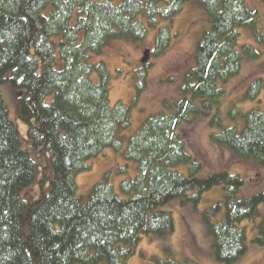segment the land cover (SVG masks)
Returning <instances> with one entry per match:
<instances>
[{
    "label": "trees",
    "instance_id": "1",
    "mask_svg": "<svg viewBox=\"0 0 264 264\" xmlns=\"http://www.w3.org/2000/svg\"><path fill=\"white\" fill-rule=\"evenodd\" d=\"M187 1L212 22L184 74L186 96L164 99L158 113L127 135L150 64L140 61L133 70L134 97L111 104L105 63L92 64L89 58L112 37L141 47L149 27L157 29L145 50L149 57L159 56L171 42V19ZM258 17L244 0H0V85L8 83L16 94L17 117L26 125L22 140L0 94V264H127L142 236L174 231L173 216L160 210L163 205L180 199L196 208L202 194L216 186L223 198L202 217L215 259L238 261L247 249L240 223L260 215L264 191L239 198L243 179L226 171L199 178L202 166L186 152L178 129L218 106L224 89L217 82L236 75L243 57L258 56L250 44L241 51L235 47L242 26H252L264 44ZM160 20L169 23L158 26ZM261 81L250 83L246 97H257ZM229 114L243 119L242 129L222 127L210 133L211 140L264 167V111L233 107ZM214 123L220 124L215 114ZM107 148L135 166V174L118 184L128 197L106 180L93 184L88 195H78L76 175ZM181 162L188 164L187 173L175 170ZM32 184L38 196L23 198ZM223 210V218L215 221ZM255 241L264 243V223ZM152 262L201 264L172 256L152 257Z\"/></svg>",
    "mask_w": 264,
    "mask_h": 264
},
{
    "label": "rangeland",
    "instance_id": "2",
    "mask_svg": "<svg viewBox=\"0 0 264 264\" xmlns=\"http://www.w3.org/2000/svg\"><path fill=\"white\" fill-rule=\"evenodd\" d=\"M244 1L249 9L259 12L256 27L264 33V2ZM171 20L172 38L169 47L157 57H148L145 62L150 64L145 73L146 86L134 105L127 135L133 134L147 117L158 113L164 99L175 102L186 96L181 89L184 74L194 64L198 41L203 32L210 28L212 21L193 1L185 2L183 8ZM166 22L160 20L158 26ZM156 29L157 27L148 28L141 47L129 38L112 37L101 47L99 53L92 54L89 58L92 64L99 61L105 63L109 73L111 104L118 100L128 102L136 94L132 80L133 70L138 69L144 50L152 47ZM238 32L236 49L241 51L244 44H250L257 50L258 56L253 59L243 57L236 75L226 81L217 82V85L224 89L220 94L218 106L214 105L210 111L182 124L178 132L185 142L186 152L202 166L197 172L199 178H205L216 171L239 174L243 179V185L238 197L249 198L264 191V167L254 159L242 158L217 145L210 138V133H219L222 127L236 126L238 130L242 129L243 119L240 116L232 117L229 114L231 108L264 111V44L254 36L252 26H242L238 28ZM256 79L262 80L260 91L257 97L250 99L246 97V92L250 83ZM0 94L8 110L9 119L16 123L20 138L25 140L26 125L17 117L16 94L11 91L8 83L0 85ZM214 114L219 117L220 124H210ZM90 164V169L76 175L78 195H88L93 184L106 180L113 184L121 197H128L119 191L118 184L124 177H132L135 174L133 162L124 160L114 150L107 148L102 154L92 158ZM125 165H127L125 171L118 169ZM187 165L186 162H181L175 170L187 173ZM106 173L108 174L104 179ZM38 194V188L32 184L23 190L22 197L34 198ZM222 198L223 190L216 186L202 194L196 208L190 203L182 204L180 199L163 205L160 210L169 211L173 216L174 231L163 237L142 236L136 252L127 260V264H153L152 257L165 256H172L179 262L198 259L201 264H224L214 257L212 238L202 217L203 210ZM259 213L254 220L240 223L245 229L247 249L233 264H264V243L259 244L255 241L258 226L264 223V202L259 205ZM223 214L224 210L214 220H220Z\"/></svg>",
    "mask_w": 264,
    "mask_h": 264
},
{
    "label": "water",
    "instance_id": "3",
    "mask_svg": "<svg viewBox=\"0 0 264 264\" xmlns=\"http://www.w3.org/2000/svg\"><path fill=\"white\" fill-rule=\"evenodd\" d=\"M148 57H149V51L148 50H145L144 51L143 58L141 59V62L142 63H145L147 61Z\"/></svg>",
    "mask_w": 264,
    "mask_h": 264
}]
</instances>
